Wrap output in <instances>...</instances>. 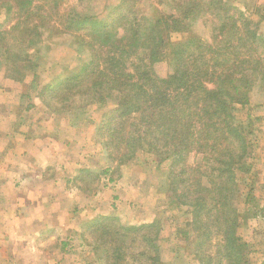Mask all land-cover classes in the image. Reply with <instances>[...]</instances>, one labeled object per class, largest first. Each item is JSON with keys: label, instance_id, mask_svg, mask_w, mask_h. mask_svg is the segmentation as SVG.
<instances>
[{"label": "trees", "instance_id": "trees-1", "mask_svg": "<svg viewBox=\"0 0 264 264\" xmlns=\"http://www.w3.org/2000/svg\"><path fill=\"white\" fill-rule=\"evenodd\" d=\"M166 1L169 10L155 17L139 12L137 0H121L114 16L98 18L62 7L63 0H0V68L6 78L37 86L41 46L82 44L86 60L40 89L45 103L73 114L112 102L117 120L107 125L102 118L96 127L108 159L125 164L140 151L165 167L164 202L189 216L175 229L192 240L193 264H251L236 232V175L251 166L249 135L256 122L264 125V112H247L243 120L235 112L247 110L253 91L264 109L263 15L256 20L225 0ZM201 19L209 23V40L196 33ZM163 61L170 70L161 75L156 65ZM191 154L198 160L191 162ZM258 212L264 218V202ZM161 229L159 218L123 224L96 214L80 233L92 235L87 244L98 264H161Z\"/></svg>", "mask_w": 264, "mask_h": 264}, {"label": "rangeland", "instance_id": "rangeland-1", "mask_svg": "<svg viewBox=\"0 0 264 264\" xmlns=\"http://www.w3.org/2000/svg\"><path fill=\"white\" fill-rule=\"evenodd\" d=\"M120 1L63 0L62 7L69 8L74 5L82 12L87 9L88 12L102 18L107 16V13L114 16V7ZM129 1L132 0H127ZM225 2L239 7L256 20L260 19L262 14L260 30L264 32V0ZM136 6L139 12L151 17L169 10L166 0H137ZM208 25L209 23H205L203 19L196 25L198 27L196 33L204 40H209L211 36ZM170 37L176 41L180 36L179 33L172 32ZM67 44L66 41H61L41 46L36 57L39 63L37 86L32 87L30 79L27 83H20L6 78L0 68V118H57V138L66 139L68 147L71 141L70 151L67 153L71 156L72 168L75 170V185L82 191L77 206H80L81 210L83 207L86 208L87 212L99 207L101 212L117 218V221L123 224H138L159 218L162 222L158 241L161 264H193L190 257L193 256L192 240L177 234L175 229L182 226L189 216L184 214L182 209L168 208L164 202L167 197L162 186L166 180L165 167L157 168L155 159L140 151L125 164L117 163L119 162L117 159H108L106 147L100 142L96 127L102 118L107 125L117 120V116H114V104L109 102L100 107L90 104L82 110L76 109L72 114L69 111L56 112L53 108L50 109L45 103L48 97L46 96V99L41 97L40 89L45 84L57 75H66V70L74 67L77 62L86 60L87 54L81 47L82 44L70 43L71 47ZM156 68L161 75L170 70L169 64L164 61L157 64ZM52 93L56 95L55 91ZM262 99L259 92H251L250 105L247 110L238 107L235 112L237 119H245L247 112L253 116H263L264 109L260 106ZM254 126L257 129H254ZM254 126V132L249 135L253 158L248 162L251 166L248 171L237 172L236 175L235 205L240 224L236 232L247 243L248 260L251 264H260L264 260V218L258 214L259 206L264 202V125L263 122H256ZM112 152L113 156L120 153ZM196 159L198 160V156L191 154V162ZM108 167L109 171L104 172ZM82 169L87 172L81 171ZM63 172L64 169L58 168L59 178L64 177ZM247 211L250 213L249 216L246 215ZM251 211L257 212L256 215ZM109 221L112 223L110 219ZM192 234L188 233L190 237ZM72 235L70 243L72 250L66 245L63 251H59L61 237L53 236L44 237L37 244H22L15 241L7 243L0 251V264H88L91 260L98 264V252L87 244L92 235L87 233L86 239L81 233ZM215 239L216 236L212 235L211 241ZM82 243L85 244L83 247L80 246ZM131 251L133 250L129 248L128 253ZM136 264L142 263L138 260Z\"/></svg>", "mask_w": 264, "mask_h": 264}, {"label": "crops", "instance_id": "crops-1", "mask_svg": "<svg viewBox=\"0 0 264 264\" xmlns=\"http://www.w3.org/2000/svg\"><path fill=\"white\" fill-rule=\"evenodd\" d=\"M56 120L0 118V251L13 241L37 244L52 236L61 237L59 251L66 245L72 250V234L80 233L85 220L104 214L99 207L87 212L77 206L82 191L67 153L71 141L68 147L57 138ZM58 168L64 177H58Z\"/></svg>", "mask_w": 264, "mask_h": 264}]
</instances>
